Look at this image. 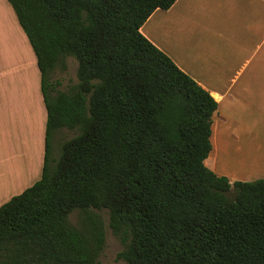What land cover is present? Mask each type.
Masks as SVG:
<instances>
[{
    "label": "trees",
    "instance_id": "1",
    "mask_svg": "<svg viewBox=\"0 0 264 264\" xmlns=\"http://www.w3.org/2000/svg\"><path fill=\"white\" fill-rule=\"evenodd\" d=\"M174 1L7 0L46 121L40 177L0 205V264H97L93 209L107 210L125 264H264V177L229 181L204 164L217 102L140 32ZM69 56L76 82L62 90Z\"/></svg>",
    "mask_w": 264,
    "mask_h": 264
},
{
    "label": "crops",
    "instance_id": "2",
    "mask_svg": "<svg viewBox=\"0 0 264 264\" xmlns=\"http://www.w3.org/2000/svg\"><path fill=\"white\" fill-rule=\"evenodd\" d=\"M140 32L217 102L204 164L229 181L264 177V0H175L155 9ZM12 76L9 93L17 86L29 93V85L19 86L27 79ZM37 98L11 110L0 102V205L40 177L46 110ZM219 138L255 147L243 157L244 170L218 169Z\"/></svg>",
    "mask_w": 264,
    "mask_h": 264
},
{
    "label": "rangeland",
    "instance_id": "3",
    "mask_svg": "<svg viewBox=\"0 0 264 264\" xmlns=\"http://www.w3.org/2000/svg\"><path fill=\"white\" fill-rule=\"evenodd\" d=\"M12 11L7 0H0V102H4L6 105L4 107L9 110H11V107H15L17 102L20 106H24L30 101H34V98L39 103L37 97L41 95L37 84L38 74L34 69L36 65L33 64V54L27 46V40ZM65 63L64 70L56 69L54 73V78L59 80L57 87L62 90L66 89L69 84L76 82V60L69 56ZM18 74L27 79L26 82L22 81L19 86L22 88L26 84L29 85V93H20L21 90L18 86L16 93H9L12 89L10 85L12 75L15 77ZM72 135L73 130L70 129L64 128L57 132L54 131L51 138L53 139L52 154L54 157L60 152V143ZM216 145L217 150L214 157L218 169H231L232 171L244 170L248 163L243 160V157L249 153L253 154L255 149L251 144H230L225 138H219ZM0 169H5V164ZM93 211L99 213L102 217L105 230V246L97 264H125L124 261L115 259V255L122 248V244L108 226L107 210L93 209ZM69 221L76 223L75 212L69 215Z\"/></svg>",
    "mask_w": 264,
    "mask_h": 264
}]
</instances>
